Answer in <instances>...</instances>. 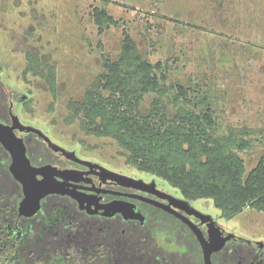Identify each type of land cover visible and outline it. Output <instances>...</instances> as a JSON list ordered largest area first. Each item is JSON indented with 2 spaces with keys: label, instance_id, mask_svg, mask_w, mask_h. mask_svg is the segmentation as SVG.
Returning <instances> with one entry per match:
<instances>
[{
  "label": "rangeland",
  "instance_id": "1",
  "mask_svg": "<svg viewBox=\"0 0 264 264\" xmlns=\"http://www.w3.org/2000/svg\"><path fill=\"white\" fill-rule=\"evenodd\" d=\"M94 7L118 24L98 32ZM123 29L149 61L170 62L168 83L209 97L219 132L228 126L249 131L251 146L239 152L247 170L264 157V0H0V80L16 93L19 121L66 151L178 192L128 164L112 138L87 135L78 120H67V101L83 98L102 69V55H117ZM26 51L55 67V94L41 77L23 72ZM153 97L145 95L144 110ZM193 205L235 236L262 244L264 255L263 212L245 207L225 219L210 199Z\"/></svg>",
  "mask_w": 264,
  "mask_h": 264
},
{
  "label": "trees",
  "instance_id": "2",
  "mask_svg": "<svg viewBox=\"0 0 264 264\" xmlns=\"http://www.w3.org/2000/svg\"><path fill=\"white\" fill-rule=\"evenodd\" d=\"M92 17L100 33L118 24L104 8L94 7ZM122 34L117 55H102V69L83 98L67 101V120H78L87 135L112 138L128 164L164 180L184 199H210L225 219L245 207L264 213V157L247 170L239 154L251 146L249 131L228 126L219 132L209 97H192L186 84L168 83L170 62L149 61L126 29ZM25 56L23 72L41 77L55 94V67L36 52L26 51ZM4 88L0 82V121L11 123ZM147 94L154 97L144 110ZM23 139L26 146L34 144ZM10 161L0 144V264H202L201 250L186 228L187 250L165 251L147 231V222L141 230L127 228L123 234L106 221L102 230L99 222L85 230L84 217L73 214L74 207L57 195L41 201L34 215H19L23 193L9 171ZM114 238L125 247L117 248ZM253 253L249 246L237 245L229 256L223 250L212 262L256 264L251 263Z\"/></svg>",
  "mask_w": 264,
  "mask_h": 264
},
{
  "label": "flooded vegetation",
  "instance_id": "3",
  "mask_svg": "<svg viewBox=\"0 0 264 264\" xmlns=\"http://www.w3.org/2000/svg\"><path fill=\"white\" fill-rule=\"evenodd\" d=\"M0 82L2 81L0 80ZM2 84L7 92L8 104L10 107L12 106V108L9 107V114L11 116L16 104V93L6 88L3 82ZM6 123H10V121ZM17 134L22 135L23 138L33 140L29 141V143H34L32 146L25 145L26 154L32 165L38 167L49 164L55 167L58 174L53 176V178H55L54 182L68 185L69 188L75 189L76 193L85 199L83 208L80 207L79 201L68 194L50 193L43 197L41 201L53 195L66 199L75 209V213L73 214L84 217L85 221L83 223V228L85 230L95 222H99L103 225L98 229L102 230L104 227L103 223L106 221L115 228H119L118 230L123 234L127 228L139 231L141 230V225L147 222V231L155 234L158 238L157 241L159 246L164 247L165 251L171 249L184 252L187 250V241L190 240V237L189 234H187V236H185V234L183 235V232L185 228L192 232L191 228L182 218L187 217V219L191 220L199 227L205 238H208V222L202 221L205 215H201V213H206L195 207L193 201L186 200L180 196L178 192L169 191L163 187L159 181H155L153 178L147 180L141 177L119 173L103 166L97 161L77 155L76 151H66L63 147L64 151L61 149L56 150V148L50 146L47 141H44L41 137L39 138L37 134L32 131H17ZM52 142L54 143V141ZM56 145L59 146L58 144ZM29 153H34L35 156H37L36 160L39 161L31 160ZM41 177V175H37L38 179ZM184 200H186L187 203ZM110 203H116L124 207L133 205L134 211L140 212L144 217L143 221L141 222L139 219L133 218L126 219L121 212H115L114 215L111 216L103 215V207ZM87 205L89 206L88 209L91 210L97 208L96 212L88 213ZM63 207L66 209L68 208L64 205ZM41 208L38 211H40ZM70 214L71 211L69 212V215ZM212 218L217 221L216 218ZM50 220L52 224L56 222L55 218ZM218 225L223 231V235L232 232L222 225ZM192 234L196 244H198L201 250L202 264H204L201 245L195 234L193 232ZM82 236L83 235H81V237ZM71 240L72 239H68V244L71 243ZM114 241L117 248L125 247V243L119 241L118 238H114ZM256 244V241H247L240 237L233 236L223 244L221 249L211 253V262L213 256L218 255L223 250L227 256H229L235 246L247 245L254 250L251 263L264 264V255L262 250H260V246Z\"/></svg>",
  "mask_w": 264,
  "mask_h": 264
},
{
  "label": "water",
  "instance_id": "4",
  "mask_svg": "<svg viewBox=\"0 0 264 264\" xmlns=\"http://www.w3.org/2000/svg\"><path fill=\"white\" fill-rule=\"evenodd\" d=\"M12 108V106L10 107ZM19 132H35L38 137L43 138L47 141L50 146L61 149V147L54 144L50 138L45 135L41 130L31 125H24L19 121V118L15 114H11V123L0 121V144L9 153L11 161L9 164V171L13 178L20 183L22 188L23 197L19 201L17 209L19 215L30 217L34 215L41 208V199L50 193L68 194L80 203V207L83 208V199L76 193V190L69 188L68 185L63 183H55L54 175L58 174L55 167L46 164L43 166H34L31 164L27 154L26 146L24 143L23 136L18 135ZM64 151V150H63ZM37 175H41L40 179ZM186 203L187 201L184 200ZM87 209L89 206H86ZM102 212L105 216L114 215L115 212H121L124 218L139 219L141 222L144 217L140 212H135L133 205L129 207L119 206L116 203H110L105 205ZM95 209H88V213L96 212ZM205 215L202 221H207L208 226V238H205L199 227L193 223L187 217H182L184 222L191 228L195 234L202 248L204 264H213L210 259V255L214 251L221 249L223 244L232 238L233 232L223 235V231L216 223V221L209 214ZM262 244H259L261 247Z\"/></svg>",
  "mask_w": 264,
  "mask_h": 264
}]
</instances>
